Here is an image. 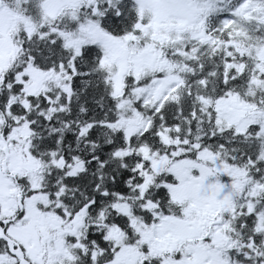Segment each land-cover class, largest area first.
Listing matches in <instances>:
<instances>
[{"label": "snow or ice", "instance_id": "snow-or-ice-1", "mask_svg": "<svg viewBox=\"0 0 264 264\" xmlns=\"http://www.w3.org/2000/svg\"><path fill=\"white\" fill-rule=\"evenodd\" d=\"M0 264H264V0H0Z\"/></svg>", "mask_w": 264, "mask_h": 264}]
</instances>
